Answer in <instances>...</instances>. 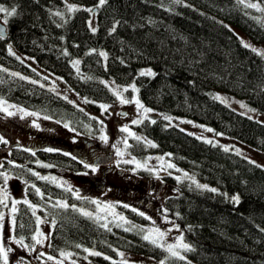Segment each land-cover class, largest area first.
<instances>
[{
    "label": "trees",
    "instance_id": "1",
    "mask_svg": "<svg viewBox=\"0 0 264 264\" xmlns=\"http://www.w3.org/2000/svg\"><path fill=\"white\" fill-rule=\"evenodd\" d=\"M71 1L83 6L68 12ZM185 1L106 0L97 6L98 0H0V5L16 9V15L8 18L7 36L0 39V63L40 78L35 68L8 52L7 45L12 43L93 103L115 99L101 78L134 81L142 101L160 114L136 125L156 146L133 144L132 150L141 155L145 151L169 153L198 178L218 184L229 195L238 193L240 202L188 185L167 193L163 208L192 248L186 249L181 259L159 244L145 241L138 226L104 228L95 217L85 216L77 208L90 205L87 197L77 198L67 187L40 178L54 167L84 169L79 158L58 149L49 152L47 147L21 145L0 131L8 142L0 143V173L27 181L29 203L20 201L14 213V234L24 237L25 244L32 247L35 242V204L54 222L48 242L54 255L93 248L102 254L95 256L101 264H139L112 260L117 249H122L149 253L164 258L167 264H264V167L163 118V114L193 118L264 150V122L229 107L210 92L213 87L222 89L264 112V56L245 47L224 22L239 26L254 40L264 41V0ZM249 3L261 7H247ZM88 8H95V32L88 24ZM99 52L107 53V57ZM73 60L81 61L79 72L72 66ZM142 67L152 68L155 75H139ZM3 69L0 66L1 97L81 132L98 128L96 118L70 100L34 79L13 76ZM96 155L103 157L99 151L94 159ZM123 209L133 220L144 221L141 215Z\"/></svg>",
    "mask_w": 264,
    "mask_h": 264
},
{
    "label": "rangeland",
    "instance_id": "2",
    "mask_svg": "<svg viewBox=\"0 0 264 264\" xmlns=\"http://www.w3.org/2000/svg\"><path fill=\"white\" fill-rule=\"evenodd\" d=\"M182 1L186 2L185 0ZM71 4L76 8L83 6L74 1H71ZM256 4L261 7L259 3ZM0 16L2 15L0 14ZM89 21H91L92 27L96 28L97 17L95 11L89 12L88 24ZM224 22L235 31L243 44L249 45V47L256 49L259 53H264V41L254 40L239 26L228 21ZM9 44L12 45L13 51L21 60L38 71L40 78L34 79L20 70L0 63L1 67H4L11 73H19L20 76L34 79L61 96L67 97L68 100L94 116L98 122L97 129L89 127L88 131L81 132L64 121L54 119L37 110L22 106L0 96V101L4 102L3 107H7L8 111L14 113V115L9 116L7 112L0 110V131L11 141L25 146L35 144L62 150L79 158L83 161L84 165H96L95 170L86 166L82 170L54 167L52 171L45 175L63 187H71L75 194L78 191L79 197H87L91 201L88 206L78 205L77 208L79 210L83 209L86 212L92 213V216L96 220L102 224L106 223L108 226H120L123 224L128 227L138 226L141 229V233L151 235L157 239L158 244H163L167 253L172 255L168 251V245H178L181 243L177 238L181 235L183 236V234L180 227H174V225L178 224L163 208L162 200L167 193L177 191L182 185L198 188L196 185L199 183L208 185L209 188H216L218 192L222 194L226 193L228 197L238 194L229 195L218 184L198 178L194 173L177 164L169 153L151 151H145L143 155L135 153L132 150L133 144L139 145L141 143L145 147L152 146V141L137 129V124L132 123L134 119L145 118L142 110L137 111L135 103L122 104L116 95L115 99L111 102L95 101L93 103L71 88L61 76L41 67L32 56L19 51L12 43ZM144 69L152 70L150 67H142L139 69V72ZM101 80L107 82L106 85L112 92L113 89L121 91V95L129 101H132L133 97H136L146 108H151L142 101L139 92H134L129 87L134 83L136 88H138L134 81L120 83L113 77L101 78ZM124 87H129V90L126 92L122 91ZM210 92L214 97L219 96L223 98V103L229 107L264 122V112L256 108L245 98L216 87H213ZM219 100L222 101L221 99ZM102 104L109 105V108L107 110L102 109L100 107ZM242 105L245 107H242ZM252 109L255 111H251ZM25 113H36V115H25ZM124 113H127V115H123ZM159 114L160 112L153 109V112L148 113L146 118L153 119V117ZM163 115L172 117L171 120H166L168 124H175L204 140H211L212 143L233 152L237 153L236 150L239 149L238 154L264 167V150L249 145L236 137L217 131L210 124L193 118L173 114ZM45 117H48V119H45ZM100 121L103 123L101 124ZM188 121L191 123H188ZM66 124L68 127H65ZM125 125L128 126L129 132L120 130ZM207 129H213V131L209 132ZM132 133L135 135H132ZM217 133H221L222 135H217ZM102 135L107 137L106 141L100 139ZM136 136L142 139L137 140ZM84 137L90 143L87 144L82 140ZM92 146H94L96 151L103 154V157H100L101 159H99L98 155L94 159V155L90 150ZM118 149L123 155H117ZM125 161L131 162L125 163ZM169 164H174L175 167H169ZM6 174L8 176L7 182L5 183L3 177L0 180V189H3V191H0V199L5 195L7 196V200L5 201L7 207L4 204H0V212L5 214V219L0 222L3 224V228L0 229V238L3 239L6 248L12 249L8 253L9 264H22L21 258H23V264H101L97 262L95 255L91 254L92 252H97L93 248H88L89 251L79 253L61 251L57 255L51 254L48 242L53 221L39 212L35 204L32 205L33 209L37 218L42 221L38 223L35 235L39 232L43 235L37 237L38 239L47 238L44 239L42 244L34 242V245L29 247V249L22 248L16 244L12 237L19 238L15 236L14 226L11 224L15 213L11 211V208L13 207V201L20 202L27 200V181L7 172ZM177 177H180V179L178 180ZM158 189L159 192H157ZM93 201H97L99 206L97 203H93ZM125 204L128 205L125 208L134 213L139 214L143 212L144 216L142 217L144 221L137 222L133 220L124 211ZM17 205L18 203L14 205L15 208H17ZM107 205H112V207H106ZM133 209H136V211H133ZM157 228L160 232L165 233L163 237H160L157 232H149L150 229ZM183 243L188 244L184 237ZM33 247L35 250H31ZM185 250L180 247L175 248V251L179 252L180 256L185 255ZM117 252V256L111 258L112 260L120 259L139 264H161V262L167 264L164 258H159L149 253L122 249H117ZM61 253H64V255H61ZM120 253L124 255L121 256ZM48 256L53 257V259L49 260ZM1 264H3L2 259Z\"/></svg>",
    "mask_w": 264,
    "mask_h": 264
},
{
    "label": "snow or ice",
    "instance_id": "3",
    "mask_svg": "<svg viewBox=\"0 0 264 264\" xmlns=\"http://www.w3.org/2000/svg\"><path fill=\"white\" fill-rule=\"evenodd\" d=\"M181 2H182V0H175V3H181ZM239 2H240V3H244L245 0H239ZM105 3H106V0H98V5H97V6L104 5ZM246 6H247V7H250V8H257V7H259V5L256 4V3H249V4H247ZM67 10H68V12H73V11H76L77 8H76L74 5H68V6H67ZM85 10L88 11V12H92V11H93L92 8H88V9H85ZM0 14H4L3 16H0V39H4L5 36H6V27H7V25H8V18H9V17H13V16L16 15V9H15V8H12L11 10H9L8 8H6V7L2 6V5H0ZM55 15H57V16H62V13H60V12H56ZM117 23H118V22H117ZM89 27H90V29H91L92 32H95V31H96V28H95V27H92L91 21H89ZM115 30H116V29H115V26H114V27L112 28V31L114 32ZM244 46H245V47H249V45H247V44H245ZM7 50H8V52H9L11 55H13V56L16 55V53H15V52L13 51V49H12V45H11V44H8V45H7ZM253 51H256V49H253ZM91 52H96V50H95V49H92ZM261 54L264 55V53H261ZM65 55H68V53H67L66 51H65ZM99 55H100V56H104L105 58L107 57V53H105V52H99ZM16 58H17V59H20V57H18V56H17ZM71 63H72V66H73L74 68H76L77 72H79V67H78V66H79V64L81 63V61H79V60H73V61H71ZM3 71H7V69H3ZM12 75H13V76H19V73H12ZM139 75H141V76H149V77H151V76H154L155 73H154L151 69H144V70H141V71H140ZM82 78H83V77H82ZM33 83H36V81H33ZM104 83L107 84L106 81H105ZM113 83H114V82H113ZM129 87H130L134 92H137V93L139 92V89L136 88V86H135L134 83L131 84ZM129 87H124V88L122 89V91H124V92L128 91V90H129ZM113 92H114V95H116V97L119 99L120 103H122V104H128V103H130V102L135 103L136 106H137V111H141V110H142L145 118L147 117V114H148V113L153 112V109H151V108H146V107L140 102V100H139L138 98L133 97V100H132V101H129L128 99H125V98L121 95V91H118V90H116V89H113ZM215 98H216V99H221L222 102H224V101H223V98H221V97H219V96H217V97H215ZM65 99H67V97H65ZM3 103H4L3 101H0V110H2V111H4V112H7V114H8L9 116L14 115L13 112L8 111V108H7V107H3ZM9 107H11V106H9ZM100 107H101L102 109H104V110H107V109L109 108V105H104V104H102V105H100ZM242 107H245V106L242 105ZM251 111H255V110L252 109ZM25 115H33V116H35L36 113H25ZM123 115L126 116L127 113H124ZM45 119H48V117H45ZM164 119H165V120H171L172 117L164 116ZM142 122H143V119H134V120L132 121L133 124H140V123H142ZM100 123L102 124L103 122L100 121ZM151 123H156V121H155V120H152ZM188 123H191V122L188 121ZM37 127H38V125H37ZM65 127H68V125L66 124ZM120 130L123 131V132H129V128H128L127 125H125L124 127H122ZM73 131H75V130L73 129ZM207 131L211 132V131H213V129H207ZM132 135H135V134L132 133ZM217 135H222V134H221V133H217ZM100 139L106 141V140H107V137L102 135V136L100 137ZM136 139H137V140H141L142 138L139 137V136H136ZM207 142H208V143H212L211 140H208ZM0 143H5V144L8 143L7 140H5L4 137H3L2 135H0ZM125 143H126V142H125ZM148 143L151 144L150 141H148ZM126 146H127V145H126ZM152 146L155 147L156 145L153 144ZM45 150H46V151H49V152H51V151H55V149H52V148H48V149H45ZM227 150H228V149L226 148L225 151H227ZM236 151H237V153H239L240 150L237 149ZM33 155H35V153H33ZM64 155H70V153H64ZM117 155H123V153L120 152L119 149H118V150H117ZM169 155H171V154H169ZM75 158H76V157H73V159H75ZM81 162L83 163V161H81ZM129 162H131V161H125V163H129ZM253 163H255V162L253 161ZM85 166L88 167V168H92L93 170H95V168H96V165H92V164H87V165H85ZM138 166H139V165H138ZM168 166H169V167H172V168L175 167L174 164H169ZM0 175L3 176L4 181H5V183H6V182H7V179H8L7 174H6V173H0ZM36 175H39V174L36 173ZM185 175H187V174L185 173ZM40 178H41V179H48V177H40ZM53 179H54V178H53ZM177 179L179 180L180 177H177ZM196 186H197L198 188H201V189L209 190V191H211V192H213V193L218 192V189H216V188H209L208 185H204V184H199V183H197ZM33 188H35V185H33ZM0 191H3V189H0ZM68 191H72L71 187L68 188ZM36 192H37L38 194H40L41 196H43V194L40 193L39 189H36ZM76 195H77V198H79V193H78V191L76 192ZM223 195H226V196H227L226 193H224ZM229 199H230L232 202H234V203H239V202H240V200H239V195H238V194H235V195L231 196ZM6 200H7V196L5 195L2 199H0V204H4V206L7 207V204L5 203ZM16 203H19V201H13V207L11 208V211H12L13 213L17 210V209L15 208V206H14ZM24 203H25V204H28L29 202H28L27 200H25ZM93 203H97V205L99 206V203H98L97 201H93ZM58 206L67 207L68 205H67V204H59ZM73 207H75V206L73 205ZM106 207H109V208H110V207H112V205H107ZM124 207H128V205L125 204ZM80 211H81L85 216H91V215H92V213H90V212H86V211H84L83 209H80ZM133 211H136V209H133ZM139 215L144 216V213H143V212H140ZM120 218H121V219H124L123 217H120ZM4 219H5V214H4L3 212H0V222H2ZM149 219H151V218L149 217ZM37 222L40 223V222H42V221H40V219L37 218ZM53 223H54V222H53ZM11 224H12L13 226L15 225V219H14V218L12 219ZM103 227H104V228H108V225L105 223V224H103ZM174 227L179 228V225H174ZM2 228H3V224L0 223V229H2ZM189 229L191 230V226H189ZM109 230H110V229H109ZM126 230H127V229H126ZM153 231H154V232H157V233L159 234L160 237H163V236L165 235V233H164V232H160V230H159L158 228H157V229H150V230H149V232H153ZM262 231H264V229H262ZM42 235H43V234H41V233L38 232L36 235H34V236L32 237V239L35 240V242H36L37 244H42V243L44 242V239L47 238V237H44L43 239H38V238H37V237L42 236ZM12 239L15 241L16 244L20 245L22 248L29 249L30 246H29L28 244H25V243H24V237H20L19 239H16L15 237H12ZM143 239H144L145 241H150V242L153 243V244H158V243H159L158 240L155 239V238H153L151 235H144V236H143ZM177 239H178L179 241H181V243H179L178 245H172V244H169V245H168V251L171 252L173 256H179L181 259H184V257L180 256V253H179V252L175 251V248L180 247V248L187 249V250H189V251H191L192 248H191V246H190L189 244H187V243H183V236H182V235H181L180 237H178ZM159 246H160V247H163L164 245H163V244H159ZM77 247H80V246L77 245ZM11 250H12L11 248H6V247H5V244H4L3 239L0 238V259L3 260V264H9L8 253H9ZM31 250H35L34 247H33ZM85 251H89V250H88V249H85ZM91 254H92V255H95V256H100V255H102L100 252H92ZM61 255H64V253H61ZM120 255L123 256L124 254H123V253H120ZM106 258H107V257H106ZM48 259L51 260V259H53V257L48 256ZM108 259H110V258H108ZM21 261H22V264H23V258H21ZM161 264H163V262H161Z\"/></svg>",
    "mask_w": 264,
    "mask_h": 264
},
{
    "label": "flooded vegetation",
    "instance_id": "4",
    "mask_svg": "<svg viewBox=\"0 0 264 264\" xmlns=\"http://www.w3.org/2000/svg\"><path fill=\"white\" fill-rule=\"evenodd\" d=\"M82 140H84L87 144L88 143H90V141L89 140H86V138L84 137ZM90 150H91V152H92V154L95 156V154L96 153H98V151H96L95 149H94V146H92V147H90ZM115 160V159H114ZM114 160H112V161H114ZM111 161V162H112ZM157 192H159V189L157 190Z\"/></svg>",
    "mask_w": 264,
    "mask_h": 264
},
{
    "label": "water",
    "instance_id": "5",
    "mask_svg": "<svg viewBox=\"0 0 264 264\" xmlns=\"http://www.w3.org/2000/svg\"><path fill=\"white\" fill-rule=\"evenodd\" d=\"M93 11H95V8H93ZM6 36H7V27H6ZM6 36H5V37H6Z\"/></svg>",
    "mask_w": 264,
    "mask_h": 264
}]
</instances>
